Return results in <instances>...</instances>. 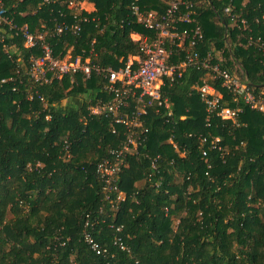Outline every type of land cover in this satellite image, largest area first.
I'll return each instance as SVG.
<instances>
[{"label":"trees","instance_id":"obj_1","mask_svg":"<svg viewBox=\"0 0 264 264\" xmlns=\"http://www.w3.org/2000/svg\"><path fill=\"white\" fill-rule=\"evenodd\" d=\"M2 1L17 26L51 32L46 40L55 55L70 49L73 58H89L102 68H118L142 53L131 33L154 34L132 15L135 0H84L94 5L89 13L68 9V0ZM135 2L143 11L162 14L166 8L163 0ZM189 2L203 34L195 49L202 56L217 52L221 64L245 78L255 94L263 91L264 0H232L235 19L225 11L229 0ZM59 8L67 21L78 13V33L52 34L62 19ZM4 45L14 50L6 52ZM31 54L40 55L39 46L26 47L19 35L0 42V264H264L262 112L241 96L232 101L210 73L188 67L163 86L172 104L169 122L150 109L139 154L128 155L117 190H108L96 162L109 157L125 127L88 112L108 98L105 73L33 82L26 73ZM202 76L221 92V106L240 108L234 122L217 115L207 119L193 88ZM118 192L123 199L116 198ZM119 225L120 231L112 227ZM85 231L106 251L92 250ZM117 236L125 248L115 243Z\"/></svg>","mask_w":264,"mask_h":264},{"label":"built area","instance_id":"obj_2","mask_svg":"<svg viewBox=\"0 0 264 264\" xmlns=\"http://www.w3.org/2000/svg\"><path fill=\"white\" fill-rule=\"evenodd\" d=\"M54 1L56 0H44V2ZM135 1L131 3L132 15L146 29L154 31V34L149 37L143 33H131L132 38L140 42L142 53L127 57L124 64L118 68L111 66L102 68L92 65L89 58L84 59V61L79 56L73 58L70 49L66 50L62 57L55 55L54 48L46 40V36L51 32L42 26L38 32H31L27 24L17 26L14 17L7 12L4 2L0 0V26H2L0 42H5L6 37L19 35L26 47L33 48L38 45L40 48V55H30V65L26 71L33 82L49 83L65 75H70L72 81V75L75 73H81L85 78H90L93 72L105 73L106 83L102 89L108 94V98L106 100L98 99L95 104L88 106V112L89 114H103L109 117L114 127L115 124L125 127L122 139L109 148V157L96 162V172L108 190H117L115 181L120 166L126 163L128 155L139 154V147L146 140L148 127L145 125V119L148 117L150 109L153 108L156 113L164 117L165 122H169L173 110L170 99L163 93V86L166 82L172 83L181 78L188 67L210 73L212 79L218 80L220 86L225 88L228 94H231L232 101L236 102L241 96L243 102L250 108L264 114V90L255 94L248 87L245 78H241L221 64V58L217 52L214 55L208 52L202 56L195 49L198 43L202 41L203 34L200 25L189 11L191 7L189 0H163L166 8L162 14L156 10L143 11L139 9ZM229 1L230 4L225 6V11L235 19L237 15L233 13L232 0ZM86 3L90 2L68 0L67 8L92 12L94 8L89 10L85 7ZM181 8L186 11H181ZM57 12L62 19L55 24L52 34L63 36L67 31L73 33L80 31L81 26L77 12L70 17L71 21H67V13L62 9L59 8ZM180 23L192 24L193 26L180 28ZM242 23L245 28L244 19H242ZM260 44L264 47L263 42ZM4 50L8 52L14 49L13 46L4 45ZM179 53V59L172 60L173 55ZM16 61L21 62L20 57H17ZM193 88L204 103L207 119L209 116L217 115L222 119L235 121L240 108L237 105L235 107L221 106L222 94L214 84L209 83L202 76L196 80ZM32 97L30 95L29 99ZM36 97L42 100L41 95ZM114 127L111 126L113 132L116 129ZM205 140V137L200 138L201 142ZM218 140L219 138L216 136L212 143H216ZM169 142L179 153H185V148L181 147L172 136L169 137ZM213 146H217V143ZM206 154L207 150L201 149L203 158ZM151 164L153 166V160ZM106 197L109 198L108 194ZM116 198L123 199L122 193L118 192ZM87 223L88 221L85 222V225ZM112 227L116 231H120L122 228L120 225ZM84 239L90 248L98 254L106 251L92 237L90 232H84ZM115 243L125 248L120 236L115 238Z\"/></svg>","mask_w":264,"mask_h":264},{"label":"crops","instance_id":"obj_3","mask_svg":"<svg viewBox=\"0 0 264 264\" xmlns=\"http://www.w3.org/2000/svg\"><path fill=\"white\" fill-rule=\"evenodd\" d=\"M85 7L88 8L89 10L94 8V5L92 3H86Z\"/></svg>","mask_w":264,"mask_h":264},{"label":"rangeland","instance_id":"obj_4","mask_svg":"<svg viewBox=\"0 0 264 264\" xmlns=\"http://www.w3.org/2000/svg\"><path fill=\"white\" fill-rule=\"evenodd\" d=\"M177 222V219H175V223Z\"/></svg>","mask_w":264,"mask_h":264}]
</instances>
